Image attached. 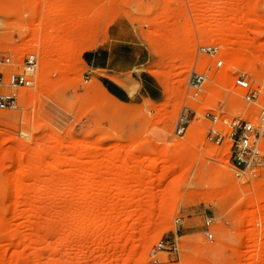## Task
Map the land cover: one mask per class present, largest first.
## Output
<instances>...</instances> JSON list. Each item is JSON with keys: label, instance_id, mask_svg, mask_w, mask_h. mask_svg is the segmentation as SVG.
Returning a JSON list of instances; mask_svg holds the SVG:
<instances>
[{"label": "rangeland", "instance_id": "rangeland-1", "mask_svg": "<svg viewBox=\"0 0 264 264\" xmlns=\"http://www.w3.org/2000/svg\"><path fill=\"white\" fill-rule=\"evenodd\" d=\"M231 14L251 46L209 35L207 23ZM0 39L40 62L24 105L0 113V264H152L151 247L174 237L179 264H264V174L237 179L230 144L208 142L207 121L174 134L198 46L216 44L226 66L264 77V0H0ZM89 51L130 71H93ZM144 75L161 100L134 91L113 103L116 116L93 96V79L136 90ZM232 100L226 93L198 108L241 111ZM183 141L198 150L189 163L166 155ZM205 217L214 219L212 243L202 239Z\"/></svg>", "mask_w": 264, "mask_h": 264}, {"label": "built area", "instance_id": "built-area-1", "mask_svg": "<svg viewBox=\"0 0 264 264\" xmlns=\"http://www.w3.org/2000/svg\"><path fill=\"white\" fill-rule=\"evenodd\" d=\"M194 66L186 78L185 100L177 113L174 134L183 137L197 120L207 121L205 138L214 145L230 144L232 166L237 179H253L264 174V77L248 70L226 66L225 55L216 44L196 49ZM202 57V60H200ZM39 56L34 51H12L0 39V113L19 110L30 91L35 89ZM233 94L230 107L242 110L231 113L225 106L210 105L209 99ZM237 106V105H236ZM181 225V218L174 219ZM201 232L204 243L214 242V219L205 217ZM180 237L163 238L149 251L152 264H169V257L181 261Z\"/></svg>", "mask_w": 264, "mask_h": 264}, {"label": "bare ground", "instance_id": "bare-ground-1", "mask_svg": "<svg viewBox=\"0 0 264 264\" xmlns=\"http://www.w3.org/2000/svg\"><path fill=\"white\" fill-rule=\"evenodd\" d=\"M205 27H209L208 28L209 30H207V31H208L209 35L212 38H220V37H223L225 35V38H226L225 42H226V44L230 43L228 41L229 38L236 37V38H239L240 39V41L242 42L244 48H247L248 46H251L250 43H249V41H248L249 38H247L246 33L243 30H241L240 34L237 33V31L239 29H241V24L238 23V17H237L236 14H231V16L229 17V19L226 22H224L221 19H215L213 23H210L209 22V23L206 24ZM203 34H205V33H203ZM32 39L35 40V41L38 40V33H37V31L34 32V35H33V38ZM34 47L35 48L37 47V42L34 44ZM73 47H74L73 44L68 45V46H63V47L61 46L60 51L68 52ZM64 66H65V72L66 71L69 72L70 65L68 63H64ZM111 80L113 82L119 84L121 87L126 88L127 91L129 92V95L130 96L133 95V92L135 91V86L133 84L122 83L121 81H119V80H117L115 78H111ZM91 90H92V93L94 94L93 96H95L97 98L98 102L101 104V106L105 110L111 112V114H114L116 116L118 114H120L121 111L119 112V109L117 107H114L113 106V103L114 102L119 104L120 101L116 100L111 95H109V93H107V91L104 89L103 85L100 84V83H98L96 79H93L92 82H91ZM191 131H193V130L191 129L190 132ZM196 138H197V136H196ZM185 140H186V138H185ZM177 143H178V141H177ZM177 145L175 147L176 149H174L173 152H168L166 154V155L169 156V158L171 157L172 160L175 159L176 157H178L176 155L178 153V155L180 154L179 156L182 157L181 160L179 159L180 160L179 162H181V163H189L187 161H190L191 162L192 160H194L193 157H195L196 151H198L197 149L195 150L194 145H192L191 143H188V142H185L184 143V141L182 143H179L178 146ZM43 153H44V151H43ZM175 155H176V157H175ZM35 157H36V160L37 161H40L41 154H37ZM53 157L56 158L57 156L54 155ZM163 157H164V155H163ZM255 239H256V234L253 233L252 235H250L248 237L247 241H249V242L250 241L255 242Z\"/></svg>", "mask_w": 264, "mask_h": 264}, {"label": "crops", "instance_id": "crops-1", "mask_svg": "<svg viewBox=\"0 0 264 264\" xmlns=\"http://www.w3.org/2000/svg\"><path fill=\"white\" fill-rule=\"evenodd\" d=\"M85 64L87 65V67L89 69L94 70H99V71H103L105 72V70L108 73H112L109 75V77H119V76H113V75H123V74H127L130 69L126 68V69H118V68H112V69H108L109 68V58H106L105 55H102L100 53L95 54V52L93 51H89L87 52V54L85 55ZM135 68V67H134ZM98 80L100 81V83L103 85L104 89L107 91V93H109V95H111L113 98H115L116 100L120 101V102H126L127 100H129L130 95L129 92L127 91L126 88L121 87L119 84L113 82L111 80V78H99ZM102 80H104L107 84L108 87L111 88V90L115 93V95L111 94L107 88L105 87V85L103 84ZM127 84H131V82L127 81ZM138 83V88H136V92L133 96L134 99H148L149 101L152 102H157L159 100H161V91L159 90V88L155 85V83L153 82V80L149 77V76H142L140 78V80L137 82Z\"/></svg>", "mask_w": 264, "mask_h": 264}, {"label": "trees", "instance_id": "trees-1", "mask_svg": "<svg viewBox=\"0 0 264 264\" xmlns=\"http://www.w3.org/2000/svg\"><path fill=\"white\" fill-rule=\"evenodd\" d=\"M102 82H103V84L105 85V87L107 88V90H108L111 94L115 95V93L111 90V88L108 87V84H107L104 80H102ZM115 96H116V95H115Z\"/></svg>", "mask_w": 264, "mask_h": 264}]
</instances>
